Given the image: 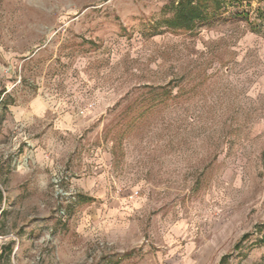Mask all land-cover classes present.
I'll return each instance as SVG.
<instances>
[{
  "label": "rangeland",
  "instance_id": "obj_1",
  "mask_svg": "<svg viewBox=\"0 0 264 264\" xmlns=\"http://www.w3.org/2000/svg\"><path fill=\"white\" fill-rule=\"evenodd\" d=\"M0 0V264H264V0Z\"/></svg>",
  "mask_w": 264,
  "mask_h": 264
},
{
  "label": "trees",
  "instance_id": "obj_2",
  "mask_svg": "<svg viewBox=\"0 0 264 264\" xmlns=\"http://www.w3.org/2000/svg\"><path fill=\"white\" fill-rule=\"evenodd\" d=\"M228 0H178L175 27L188 31L194 30L199 24L215 19ZM3 98H0V103Z\"/></svg>",
  "mask_w": 264,
  "mask_h": 264
}]
</instances>
